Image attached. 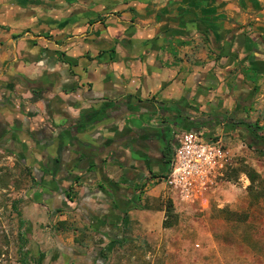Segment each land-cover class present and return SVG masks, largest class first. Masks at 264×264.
I'll use <instances>...</instances> for the list:
<instances>
[{"label":"crops","instance_id":"1","mask_svg":"<svg viewBox=\"0 0 264 264\" xmlns=\"http://www.w3.org/2000/svg\"><path fill=\"white\" fill-rule=\"evenodd\" d=\"M206 120L264 124V0H0V154L44 257L92 264L163 220L146 198L177 197L154 178Z\"/></svg>","mask_w":264,"mask_h":264},{"label":"rangeland","instance_id":"2","mask_svg":"<svg viewBox=\"0 0 264 264\" xmlns=\"http://www.w3.org/2000/svg\"><path fill=\"white\" fill-rule=\"evenodd\" d=\"M244 139L238 132L221 139L227 159L204 200L147 197L145 207L162 209L170 226L158 217L129 220L122 242L92 264H264V143L254 148ZM22 172L0 154V264H65L30 244L33 232L20 211ZM158 183L165 186H152ZM168 206L172 213L166 214ZM56 229L81 231L76 225ZM66 264L85 263L70 257Z\"/></svg>","mask_w":264,"mask_h":264},{"label":"built area","instance_id":"3","mask_svg":"<svg viewBox=\"0 0 264 264\" xmlns=\"http://www.w3.org/2000/svg\"><path fill=\"white\" fill-rule=\"evenodd\" d=\"M227 153L221 138L207 135L203 126L178 131L170 147L168 169L154 181H161L181 200L202 201L221 174Z\"/></svg>","mask_w":264,"mask_h":264},{"label":"trees","instance_id":"4","mask_svg":"<svg viewBox=\"0 0 264 264\" xmlns=\"http://www.w3.org/2000/svg\"><path fill=\"white\" fill-rule=\"evenodd\" d=\"M208 120L206 121H202V122H198V125H202V126H207ZM236 127V126H234ZM238 129H240V131L242 133L245 134V139L244 142L247 146L249 147H260L261 144L264 143V124H259L257 121L255 122H240L239 125L237 126ZM263 133V134H261ZM167 150H169V146H167ZM166 161L167 163L169 162V152H167L166 154ZM254 179V176L252 175V180ZM166 214L172 213V209L170 208V206H168L165 209ZM162 225L164 227L170 226L169 223H167V220L164 219L162 221ZM116 243H120V241H116Z\"/></svg>","mask_w":264,"mask_h":264}]
</instances>
